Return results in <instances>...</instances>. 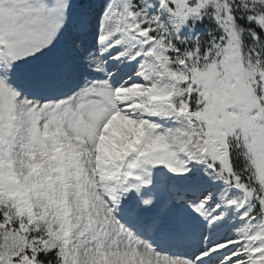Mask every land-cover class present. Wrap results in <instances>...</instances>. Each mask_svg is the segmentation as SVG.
<instances>
[{
  "label": "snow or ice",
  "instance_id": "snow-or-ice-1",
  "mask_svg": "<svg viewBox=\"0 0 264 264\" xmlns=\"http://www.w3.org/2000/svg\"><path fill=\"white\" fill-rule=\"evenodd\" d=\"M0 264H264V0H0Z\"/></svg>",
  "mask_w": 264,
  "mask_h": 264
}]
</instances>
